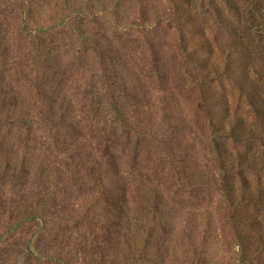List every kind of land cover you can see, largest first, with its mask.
I'll return each instance as SVG.
<instances>
[{
  "label": "rangeland",
  "instance_id": "rangeland-1",
  "mask_svg": "<svg viewBox=\"0 0 264 264\" xmlns=\"http://www.w3.org/2000/svg\"><path fill=\"white\" fill-rule=\"evenodd\" d=\"M176 4L192 16L190 59ZM199 4L0 0V264H241L248 242L258 264L256 231L232 219L206 110L227 105L254 126L233 78L214 70L232 50L233 69L264 72V41L252 38L242 64ZM258 146L227 141L226 159Z\"/></svg>",
  "mask_w": 264,
  "mask_h": 264
},
{
  "label": "trees",
  "instance_id": "trees-1",
  "mask_svg": "<svg viewBox=\"0 0 264 264\" xmlns=\"http://www.w3.org/2000/svg\"><path fill=\"white\" fill-rule=\"evenodd\" d=\"M198 1L200 2V10H212L215 13L219 26L227 30L232 37L231 39L235 40L233 45H239L243 48L237 47L233 50L240 52L236 59L245 64L247 61L246 56L248 58L250 56V53L246 51V47L249 46L252 38L257 36L264 41V7H261L264 0H241L240 3L238 0ZM175 8L176 21L180 26V45L185 52V59H190L192 54H194V49L188 47L189 40L186 38L183 23L186 20L189 21L188 19H191L192 16L188 12H181L178 4L175 5ZM224 8L227 9L228 13H226ZM260 19L261 24L254 22V20L260 21ZM231 51L226 54L221 70L215 68L214 73L218 77L225 75L233 78L253 112L254 126L248 129L244 126L245 123L243 121L238 119L230 120L227 105L224 104L225 107L221 106L223 109L219 113L213 114L206 110L209 119L210 140L218 153L220 172L224 175L232 219L236 222V228L237 226L238 228L239 226H245L252 228V231H256V236L252 235V255L254 252L255 258H259L258 264H264L259 256L262 253L264 254V223L259 218L260 213L264 215V184L260 182L257 187L251 189L247 182H243V179H246L245 176L249 173L257 176L264 175V72H262L263 70L250 72L243 65H241L243 66L241 69L239 68L236 71L232 68V63H230L234 60L232 57L233 52ZM221 52L224 53L223 51ZM242 52L245 54L243 55ZM206 80H209V77H206ZM202 83L200 84V89L202 90L200 103L205 105L211 98L207 97V89L205 91V86L204 84L202 86ZM227 141L247 147L258 142L260 147H255L249 155L238 150L231 162L226 159L225 154ZM232 175L242 176L239 191H237L238 188L234 187L231 181L233 180ZM251 212L254 215L251 216ZM254 242H256V245ZM248 243L250 246V242ZM243 245L245 246L243 243L240 244L242 250L241 264H253L251 262L252 259L248 257L250 255L245 256L251 252L249 246L244 247Z\"/></svg>",
  "mask_w": 264,
  "mask_h": 264
}]
</instances>
